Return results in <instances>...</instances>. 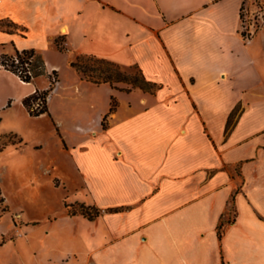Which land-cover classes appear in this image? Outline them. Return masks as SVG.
Listing matches in <instances>:
<instances>
[{"label": "crops", "instance_id": "0c3cea01", "mask_svg": "<svg viewBox=\"0 0 264 264\" xmlns=\"http://www.w3.org/2000/svg\"><path fill=\"white\" fill-rule=\"evenodd\" d=\"M242 2L0 0V57L35 50L45 84L0 72L23 85L28 114L23 100L57 72L48 113L32 117L50 120L79 175L68 203L102 211L47 220L61 261L83 252L92 264H264V26L243 37ZM81 55L135 66L157 89L88 81L71 66Z\"/></svg>", "mask_w": 264, "mask_h": 264}, {"label": "rangeland", "instance_id": "374dc122", "mask_svg": "<svg viewBox=\"0 0 264 264\" xmlns=\"http://www.w3.org/2000/svg\"><path fill=\"white\" fill-rule=\"evenodd\" d=\"M258 3L264 10L262 0ZM252 6L258 9L255 3ZM257 25L248 41L258 36L264 19ZM76 60L80 70H88V75L95 77L99 72L91 70L102 71V76H110L117 88H139L137 85L143 81L135 66H121L85 55ZM33 82L44 85L45 74L36 76ZM24 90L19 81L0 72V192L6 207L3 213L0 210V264H66V261L92 264L83 252L61 261L65 249L60 237L47 233V220L59 216L64 209L67 212L65 204L80 197L76 191L82 184L63 154L64 146L52 132L50 120L30 116L19 104ZM31 103L38 107L37 101ZM52 159L59 164L46 166ZM234 215L231 205L228 217L232 219Z\"/></svg>", "mask_w": 264, "mask_h": 264}, {"label": "trees", "instance_id": "16d2710c", "mask_svg": "<svg viewBox=\"0 0 264 264\" xmlns=\"http://www.w3.org/2000/svg\"><path fill=\"white\" fill-rule=\"evenodd\" d=\"M57 46L61 50H66V47H64L61 44V40H57ZM15 57L19 58V63H15ZM92 57V56H88ZM95 58V57H92ZM32 61H29V60ZM99 59V58H96ZM102 61H106L108 63H112L110 61L100 59ZM29 62L30 65V70L32 72V75L28 74L27 67L25 66V63ZM113 64V63H112ZM0 65L4 67L7 70H10L17 74L19 78L24 81V82H33V79L38 76V75H44L45 74V62L40 54H38L35 50L30 49V50H23V51H17L15 55L8 56V55H2L0 57ZM71 66L74 67L79 73L80 71L83 73V78H85L88 81L94 82V83H103V82H108L111 85H114V82L112 81L110 76H102V71H95L91 70V72H99L97 77L93 75H88V70H80L79 65L77 60L71 62ZM20 70L22 72H20ZM54 76L53 79H51L50 76V86L46 90L40 91L37 89L35 93L32 95L26 97L23 100L24 106L27 108L29 114L31 116H40L41 114L48 113V107H47V98L50 94V92L53 90L56 82L58 81V76L57 72H53L52 74ZM140 89L144 90L145 92H150L154 93L157 89V85L155 83L147 81L143 77V81L141 84L137 85ZM122 90H130L131 88H121ZM40 100L41 103L38 101ZM38 103V107L34 108L33 104L31 102H36ZM116 109V101L113 99L111 102V108L110 111L107 115L104 116L103 118V127H106V121L108 116ZM3 206V207H2ZM2 207V208H1ZM65 208L67 209V212L69 215L74 216V215H83L85 218L89 220H94L96 219L100 214H101V209L91 206V205H86L84 203H67L65 204ZM0 210L3 213L6 210V207L4 206V198L1 196L0 192ZM118 209H109V211H117ZM233 222V219L228 218L226 220L222 219L221 222L218 225V238L219 240L222 239L226 227ZM4 243V242H3ZM2 243V244H3ZM1 245V244H0ZM223 264L224 261H223Z\"/></svg>", "mask_w": 264, "mask_h": 264}, {"label": "built area", "instance_id": "2783aa9c", "mask_svg": "<svg viewBox=\"0 0 264 264\" xmlns=\"http://www.w3.org/2000/svg\"><path fill=\"white\" fill-rule=\"evenodd\" d=\"M257 5L258 9L253 8V4ZM262 11V12H260ZM264 10L262 9V6L258 3V0H243L242 6H241V34L243 37L248 41L256 32V29L258 27L257 23L259 20L264 19ZM19 58L15 57V63H19ZM29 61H32L31 59ZM25 66L27 67L28 71L27 73L32 75V72L30 70L29 62L25 63ZM20 72H22L20 70Z\"/></svg>", "mask_w": 264, "mask_h": 264}]
</instances>
